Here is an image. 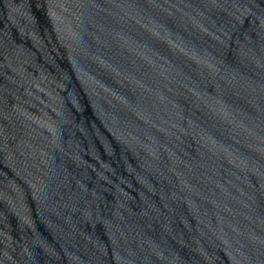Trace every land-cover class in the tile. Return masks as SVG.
Returning <instances> with one entry per match:
<instances>
[{"label": "water", "instance_id": "water-1", "mask_svg": "<svg viewBox=\"0 0 264 264\" xmlns=\"http://www.w3.org/2000/svg\"><path fill=\"white\" fill-rule=\"evenodd\" d=\"M0 264H264V0H0Z\"/></svg>", "mask_w": 264, "mask_h": 264}]
</instances>
